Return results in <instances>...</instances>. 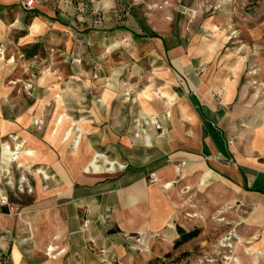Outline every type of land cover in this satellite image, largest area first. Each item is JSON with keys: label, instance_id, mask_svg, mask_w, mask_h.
<instances>
[{"label": "crops", "instance_id": "crops-1", "mask_svg": "<svg viewBox=\"0 0 264 264\" xmlns=\"http://www.w3.org/2000/svg\"><path fill=\"white\" fill-rule=\"evenodd\" d=\"M151 38L162 43L175 74L170 75V89L159 97L167 112L160 118L163 126L155 118L159 129L152 118L157 109L164 110L148 103L147 95L137 116L148 114L151 120H132L131 111L129 119L121 117L120 105H114L107 118L93 116L90 111L95 108H81L90 115L82 113L61 131L62 116L42 139L28 130L34 122L43 124V117L38 122L26 120V115L3 120L0 192L16 208L24 207V195L33 194L37 207L14 216L0 203V256H8L11 264H102L104 258L112 263L155 264L159 258L164 264H187L196 253H204L209 242L199 227L198 236L175 246L182 237L178 228L186 234L196 230L187 229L178 185L169 188L183 164L188 165V174L198 176L200 189L207 186L210 208L224 204L229 208L234 197L236 206L240 203L234 211L252 206L248 217L240 215L233 222L239 225L233 253L240 264H264V91L259 94L244 82L248 62L242 57L225 56L223 60L233 65L220 72L209 65L220 56H209L193 45L188 51L181 45L168 48L158 34ZM109 86L113 92L119 88ZM107 107L101 104L96 109L104 112ZM2 112L0 108V116ZM168 125L176 127L168 141L170 151L165 146L162 154L154 153V128H164L162 139ZM18 144L20 157L11 162L4 146L15 149ZM5 162H10L9 176L1 172ZM154 168L165 185L148 182ZM139 236L150 239L149 252L126 249V240ZM49 247L54 251L47 254Z\"/></svg>", "mask_w": 264, "mask_h": 264}, {"label": "rangeland", "instance_id": "rangeland-1", "mask_svg": "<svg viewBox=\"0 0 264 264\" xmlns=\"http://www.w3.org/2000/svg\"><path fill=\"white\" fill-rule=\"evenodd\" d=\"M25 1L0 0V50L4 52L0 55L4 58L0 61V125L18 115L37 122L43 117V124L34 122L28 130L42 139L62 116L61 131L80 119L82 113L90 115L81 108H95L90 111L93 116L103 114L107 118L114 105L121 106V117L129 119L131 111L132 120H151L148 114L137 116L141 102L147 101L144 95L149 97L148 103H156L164 110L159 97L167 91L165 88L170 89V75L175 74L168 66V53L163 51L162 43L149 37L148 32L161 36L168 48L181 45L188 51L193 45L209 56H220L217 63L213 57L214 62L209 64L220 72L233 65L223 60L225 56L244 58L248 62L244 82H250L259 94L264 91V0H35L31 7ZM35 26L38 29L33 31ZM9 61L11 66L7 65ZM109 85L119 88L113 92ZM101 104H108L106 111H97ZM157 113L163 126L160 118L167 112L157 109ZM175 128L166 126L167 137L162 139L159 135L164 128H154V153L162 154L165 146V151H170L168 141ZM15 143L20 141L16 139ZM187 168L188 165L181 166L171 187L178 185L187 229L201 227L209 242L206 251L196 253L187 264H223L220 242L239 226L233 223L238 216L248 217L252 206L243 205L242 211H234L240 206H236L234 197L229 208L228 204L210 208L207 186L202 184L200 189L198 176L188 174ZM155 169L152 174H156ZM24 197V207H15L14 212L37 209L32 204L33 194ZM228 219L232 220L230 226L226 225ZM41 226L43 233L45 225ZM155 237L152 239H159ZM149 241L132 237L126 240L125 247L128 251L149 252ZM234 257L238 262L231 264H240L235 254ZM211 259L213 262H209ZM105 261L108 258L102 264ZM1 262L11 264L8 256H2ZM111 264L130 263L117 260ZM155 264L164 261L157 258Z\"/></svg>", "mask_w": 264, "mask_h": 264}, {"label": "built area", "instance_id": "built-area-1", "mask_svg": "<svg viewBox=\"0 0 264 264\" xmlns=\"http://www.w3.org/2000/svg\"><path fill=\"white\" fill-rule=\"evenodd\" d=\"M34 1L35 0H26L25 2H26L28 7H31V5L34 3ZM0 52L4 53L3 50H0ZM156 125H157V128L159 129L160 126L157 123H156ZM177 170H179V168H177ZM1 172L5 176H9L11 173V171L9 169H5L4 171H1ZM158 180L159 179H158L156 174H151L150 179H149V183L150 184H156L159 182ZM24 182H25V179L23 178L22 184L19 186L21 191H24V187H23ZM9 183H11V182L9 181ZM0 203H1V205L8 207V209L10 211V213H9L10 215H19L20 214V213L14 212V210L16 208L10 204L8 197L6 195H2L1 192H0ZM83 229L84 230L88 229V222H85ZM238 239H239L238 235L235 233V231H232V232L227 233L223 237V239L221 240L220 247L223 249L224 254H222L221 252H219V253L222 254L223 264H231L233 261L235 263H237L238 260L234 257L233 252H234L236 242L239 241ZM50 251L51 250L48 249L49 254H50ZM105 262H107L105 264H111L110 261H105ZM209 262H213V260L211 259V260H209Z\"/></svg>", "mask_w": 264, "mask_h": 264}, {"label": "bare ground", "instance_id": "bare-ground-1", "mask_svg": "<svg viewBox=\"0 0 264 264\" xmlns=\"http://www.w3.org/2000/svg\"><path fill=\"white\" fill-rule=\"evenodd\" d=\"M0 54H2V52H0ZM156 118V117H155ZM155 118L153 119V123L156 124L157 122L155 121ZM78 135V134H77ZM21 145H15V149H12L9 145H5L4 146V152H6L9 156H10V161L13 162V161H16L19 159L20 157V154H21ZM10 162H5L3 163V168L5 169H8V165H9ZM5 164V165H4ZM21 166V165H20ZM48 249H50V253L54 251V248L53 247H49ZM48 253V252H47Z\"/></svg>", "mask_w": 264, "mask_h": 264}, {"label": "trees", "instance_id": "trees-1", "mask_svg": "<svg viewBox=\"0 0 264 264\" xmlns=\"http://www.w3.org/2000/svg\"><path fill=\"white\" fill-rule=\"evenodd\" d=\"M148 34L150 35V37H156L157 36V34L154 32H148ZM178 232L180 233V235L182 237L178 242H176L175 246H179V245L189 241L190 239H193L194 237L198 236V234L200 233V230L196 229L193 232L186 234L182 228H178Z\"/></svg>", "mask_w": 264, "mask_h": 264}]
</instances>
